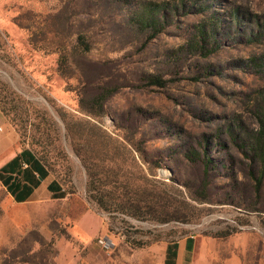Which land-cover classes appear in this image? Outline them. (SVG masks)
<instances>
[{
    "label": "rangeland",
    "instance_id": "rangeland-1",
    "mask_svg": "<svg viewBox=\"0 0 264 264\" xmlns=\"http://www.w3.org/2000/svg\"><path fill=\"white\" fill-rule=\"evenodd\" d=\"M24 149L65 196L0 179V264H264V0H0Z\"/></svg>",
    "mask_w": 264,
    "mask_h": 264
},
{
    "label": "crops",
    "instance_id": "crops-1",
    "mask_svg": "<svg viewBox=\"0 0 264 264\" xmlns=\"http://www.w3.org/2000/svg\"><path fill=\"white\" fill-rule=\"evenodd\" d=\"M18 154H16L15 156H17ZM32 154L36 158H39L34 152H32ZM14 157H12L11 159H13ZM10 160H8L7 162H9ZM5 164H3L2 166H4ZM43 165L48 170L47 166L44 163ZM28 167H29V164L27 162H21V168L19 172L17 170L15 171L11 170L10 172H7L4 174L5 175V180L3 181L4 186L6 190L8 191V193L17 202H26L30 200H42L44 198L60 199L65 196L64 189L61 188L59 184L53 187L54 182H57V181L55 180L48 181V178L50 176L49 170H48V175L42 179L39 177V174L35 170L33 171L27 170V173H24ZM19 199H25V200L18 201ZM184 247L186 250L191 249L193 247V240L187 239Z\"/></svg>",
    "mask_w": 264,
    "mask_h": 264
},
{
    "label": "trees",
    "instance_id": "trees-1",
    "mask_svg": "<svg viewBox=\"0 0 264 264\" xmlns=\"http://www.w3.org/2000/svg\"><path fill=\"white\" fill-rule=\"evenodd\" d=\"M21 162H27L29 164V167L25 170L24 173H27V170L29 171L35 170L39 174V177L42 179L48 175V170L43 165L41 159L36 158L32 154L31 150L24 149L17 156H15L13 159H11L9 162H7L4 166L0 168V179L4 181L5 180L4 174L10 172L11 170L13 171L17 170L19 172L21 168ZM57 184H58L57 182H54L53 187L57 186ZM24 200L25 199H19L18 201H24Z\"/></svg>",
    "mask_w": 264,
    "mask_h": 264
}]
</instances>
